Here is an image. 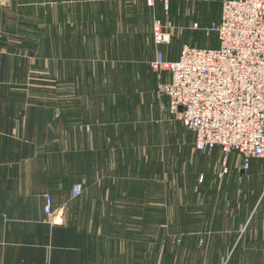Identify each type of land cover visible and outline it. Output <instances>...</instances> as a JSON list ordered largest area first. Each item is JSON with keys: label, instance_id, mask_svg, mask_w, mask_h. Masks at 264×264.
<instances>
[{"label": "rangeland", "instance_id": "1", "mask_svg": "<svg viewBox=\"0 0 264 264\" xmlns=\"http://www.w3.org/2000/svg\"><path fill=\"white\" fill-rule=\"evenodd\" d=\"M208 1L179 0L157 18L171 32L164 45L155 41L153 12L140 2L122 14L124 4L119 30L105 24L110 44L72 47L66 71L57 64L71 136L54 166L82 185L75 221L101 260L264 264V159L246 172L232 151L221 175L223 151L197 149L195 132L160 91L168 74L150 65L158 50L167 57L165 45L177 53L186 42L218 46L216 33L198 43L204 31L192 29L218 19L221 3Z\"/></svg>", "mask_w": 264, "mask_h": 264}, {"label": "crops", "instance_id": "2", "mask_svg": "<svg viewBox=\"0 0 264 264\" xmlns=\"http://www.w3.org/2000/svg\"><path fill=\"white\" fill-rule=\"evenodd\" d=\"M140 2L153 12L152 29L156 18L164 20L160 1L150 6L147 0H0V264H118L101 260L89 247L75 221L73 204L81 194L74 197L71 176L54 166L57 147L71 136L57 64L66 71L72 47L110 44L104 40L114 34L105 35V24L118 31L120 7L128 4L123 14ZM178 2H171L170 12ZM219 2L212 22L221 17ZM212 22L194 24L193 30L204 31L198 43L215 34L205 33ZM190 36L194 41L199 33ZM182 47L177 53L163 46L165 59L177 60ZM216 149L221 148L209 151ZM48 196L52 215L45 210Z\"/></svg>", "mask_w": 264, "mask_h": 264}, {"label": "built area", "instance_id": "3", "mask_svg": "<svg viewBox=\"0 0 264 264\" xmlns=\"http://www.w3.org/2000/svg\"><path fill=\"white\" fill-rule=\"evenodd\" d=\"M157 1L169 14L173 0L147 3ZM166 27L155 19L157 44L170 42ZM205 33H216L217 47L185 44L174 61L158 51L150 65L159 77L169 73L160 91L168 96L170 111L195 132L197 149L223 151L221 175L229 172L232 151L248 171L253 159H264V0H223L219 21ZM81 193L82 185L75 184L74 196ZM45 210L54 212L51 196Z\"/></svg>", "mask_w": 264, "mask_h": 264}]
</instances>
